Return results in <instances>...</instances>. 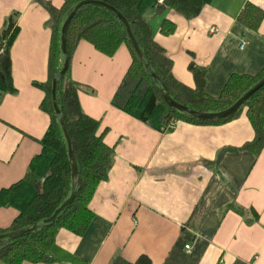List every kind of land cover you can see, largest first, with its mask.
<instances>
[{
  "label": "crops",
  "instance_id": "crops-1",
  "mask_svg": "<svg viewBox=\"0 0 264 264\" xmlns=\"http://www.w3.org/2000/svg\"><path fill=\"white\" fill-rule=\"evenodd\" d=\"M47 1L60 9L65 0ZM247 4L264 12V0H211L191 19L173 9L145 14L177 82L195 88L194 62L207 69L205 93L218 98L233 76L264 70V16L255 28L247 25L241 20ZM15 13L17 93L0 102V191L25 178L51 123L40 107L45 94L33 85L48 78L50 15L35 0H0V32ZM164 20L175 25L172 34L161 31ZM131 65L125 45L109 57L81 41L70 58L71 77L82 86L81 108L99 121L114 161L90 203L95 217L87 232L61 229L51 249L55 261L37 264H112L142 256L151 264H264V147L245 149L255 138L245 113L224 124L178 121L170 131L155 130L112 105ZM18 216L15 208H0V229Z\"/></svg>",
  "mask_w": 264,
  "mask_h": 264
},
{
  "label": "trees",
  "instance_id": "trees-1",
  "mask_svg": "<svg viewBox=\"0 0 264 264\" xmlns=\"http://www.w3.org/2000/svg\"><path fill=\"white\" fill-rule=\"evenodd\" d=\"M50 15L49 27L52 31L48 78L44 83L33 85L45 94L40 105L42 111L50 116L51 123L41 140L42 152L32 159L23 180L0 191V208L12 207L19 212L9 229L1 230L0 235L32 228H39L15 239L0 241V264L53 263L51 249L56 236L65 229L83 236L95 214L90 203L98 186L108 179L114 161V150L104 142V133L99 134V121L87 116L79 102L81 84L71 77L70 67L57 85V101L65 118L77 159L81 183L74 201L61 212L57 219L49 224L43 221L51 218L66 202L72 191V167L68 154V145L58 116L52 103V84L60 73L64 63L61 49L62 27L69 13L84 0H65L62 8L57 9L47 0H35ZM107 3L117 9L129 22L133 34L151 65L152 71L169 90L176 102L193 110L204 113H217L234 105L244 94L264 78V70L257 76H233L218 98L205 93L207 69L192 62L189 66L196 86L190 89L177 82L172 74L173 62L166 56L153 38L151 25L145 20V14L156 9L162 13L173 9L187 19L199 15L202 8L211 0H95ZM264 12L252 4H247L241 20L250 27L258 26ZM19 14L9 16L0 32V102L5 95L16 94L12 76L11 48L18 35ZM164 34H172L175 25L164 20L161 24ZM70 58L81 41L93 45L99 52L113 57L125 45L132 56V65L115 93L112 105L129 114L149 127L165 132L166 127L184 121L193 124H224L245 113L255 130V138L245 145L255 153L264 147V87L257 91L234 115L214 121H200L169 107L158 92L160 83L147 72L145 65L134 51L126 29L111 11L98 6H85L72 19L67 38ZM172 130V129H171ZM170 131V130H168ZM235 210V206H231ZM112 264H151L146 256L136 262L116 259Z\"/></svg>",
  "mask_w": 264,
  "mask_h": 264
},
{
  "label": "water",
  "instance_id": "water-1",
  "mask_svg": "<svg viewBox=\"0 0 264 264\" xmlns=\"http://www.w3.org/2000/svg\"><path fill=\"white\" fill-rule=\"evenodd\" d=\"M85 6H98V7H103L111 12H113L118 19L121 21L123 26L126 29V33L129 37V40L132 44V47L134 51L136 52L138 58L140 61L145 65V68L149 75L154 79L155 83H160L161 87H158V92L161 95L162 99L164 102L171 108L177 110L178 112L182 114H187L193 119L200 120V121H214V120H222L225 118H228L232 115H234L257 91H259L261 88L264 87V78L259 81L251 90H249L246 94H244L234 105H232L230 108L217 112V113H204V112H199L196 110H193L185 105H182L170 96L169 90L161 83L159 80L158 76L152 71L151 65L147 62V59L144 57V54L137 42V39L135 38V35L133 34L132 28L127 21V19L113 6L100 2V1H95V0H84L80 3L77 4V6L69 13L67 19L65 20L63 27H62V32H61V49H62V54L64 56V63L62 70L58 75L55 76L52 84V103L53 107L55 110V113L58 116L59 123L61 125L63 134L66 138L67 145H68V154H69V159L71 162V167H72V191L70 194V197L64 202V204L55 212V214L49 218L43 221L44 224H49L54 222L58 215L63 212L75 199L79 185L81 183V176L79 172V167L77 163V159L75 156V152L73 150L71 138L69 136L67 126L65 123V118L59 108L58 101H57V85L61 78L67 73L69 67H70V55L68 52V45H67V38H68V29L70 26V23L76 13L82 9ZM40 225L36 224L32 228H27V229H22L14 232H10L7 234L0 235V241L1 240H6V239H15L22 237L26 234L31 233L32 231L36 230L39 228Z\"/></svg>",
  "mask_w": 264,
  "mask_h": 264
},
{
  "label": "built area",
  "instance_id": "built-area-1",
  "mask_svg": "<svg viewBox=\"0 0 264 264\" xmlns=\"http://www.w3.org/2000/svg\"><path fill=\"white\" fill-rule=\"evenodd\" d=\"M158 3L159 4H162L163 3V0H158ZM211 31V33L212 34H214V33H216L217 32V30L216 29H212V30H210ZM244 47V44H241V47L240 48H243ZM174 126H175V124H173V125H170V126H168V127H166V129H165V131H168V130H171V129H173L174 128ZM188 249H189V247H187Z\"/></svg>",
  "mask_w": 264,
  "mask_h": 264
}]
</instances>
